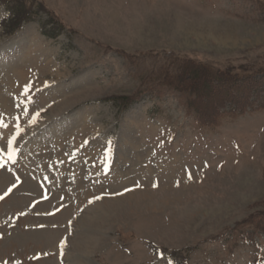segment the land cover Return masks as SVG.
I'll return each instance as SVG.
<instances>
[{"label":"rangeland","instance_id":"374dc122","mask_svg":"<svg viewBox=\"0 0 264 264\" xmlns=\"http://www.w3.org/2000/svg\"><path fill=\"white\" fill-rule=\"evenodd\" d=\"M199 65L244 113L197 124ZM263 70L264 0H0V264H264Z\"/></svg>","mask_w":264,"mask_h":264},{"label":"trees","instance_id":"16d2710c","mask_svg":"<svg viewBox=\"0 0 264 264\" xmlns=\"http://www.w3.org/2000/svg\"><path fill=\"white\" fill-rule=\"evenodd\" d=\"M12 15L13 12H11L10 16ZM191 67L188 66V68L192 69ZM197 68V73H200L198 75H201V79L203 80L202 86H206L209 89V93H202V86L196 89L190 86L184 88L181 85L180 87L182 88L174 85L170 86H173L174 89L182 94V103L185 106L186 112L192 114L199 126H215L222 117L226 115L234 116L236 110L239 111V114L244 113L245 108L251 103L249 100L251 88L258 86L259 79H251L250 76L245 74V78H243L245 80L241 79L239 81V78L237 80L238 75L231 74L229 70H215L211 72L207 66L203 65H199ZM259 73L261 75L260 79H263L264 70L259 71ZM229 90H231V93H228ZM130 97L109 96L108 99L119 101L118 105H121L120 107L122 108L120 110H124L127 109V99L131 101L133 98V96ZM225 102H229L230 105H233V108L220 110V108H223Z\"/></svg>","mask_w":264,"mask_h":264},{"label":"bare ground","instance_id":"6f19581e","mask_svg":"<svg viewBox=\"0 0 264 264\" xmlns=\"http://www.w3.org/2000/svg\"><path fill=\"white\" fill-rule=\"evenodd\" d=\"M34 39V38H33ZM36 40V39H35ZM33 41V40H32ZM36 43V42H34ZM17 44V42L15 43V45ZM17 46V45H16ZM13 47V45L11 46ZM34 46H30V48L32 49H29L28 51L27 50H23V55H22V59H27V60H30V62H38L41 60V54H40V49L38 50V48L35 47L33 48ZM40 48V47H39ZM20 52V51H19ZM44 52V51H43ZM31 53H34V54H31ZM43 59V58H42ZM42 62V61H41ZM16 70V73H19L21 72L20 71V66H18V68H15Z\"/></svg>","mask_w":264,"mask_h":264},{"label":"snow or ice","instance_id":"6c2138e0","mask_svg":"<svg viewBox=\"0 0 264 264\" xmlns=\"http://www.w3.org/2000/svg\"><path fill=\"white\" fill-rule=\"evenodd\" d=\"M27 87L28 86H26L25 87V91H27ZM37 116L39 115V113H37L36 114ZM35 120H36V116H33V118H32V123H35ZM5 127H7L6 125H5ZM15 139V137H13L12 138V140H14ZM12 140H9L8 141V148H11L12 147ZM85 143H87V141H85ZM111 142L109 141V144H110ZM13 151H15L14 149H13ZM8 157H9V159H11L12 158V152H9V154H8ZM16 187V185L15 184H13L9 189H8V191L7 192H5L2 196H0V199H4V197H6L14 188ZM90 203H91V201H90ZM21 215H23V213H21ZM62 244H63V241L61 242ZM161 255V259L162 260H165V258L163 257V254L161 253L160 254ZM165 264H172V262L171 261H165Z\"/></svg>","mask_w":264,"mask_h":264}]
</instances>
